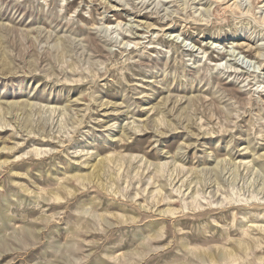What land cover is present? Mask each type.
Masks as SVG:
<instances>
[{
    "label": "rangeland",
    "instance_id": "374dc122",
    "mask_svg": "<svg viewBox=\"0 0 264 264\" xmlns=\"http://www.w3.org/2000/svg\"><path fill=\"white\" fill-rule=\"evenodd\" d=\"M0 264H264V0H0Z\"/></svg>",
    "mask_w": 264,
    "mask_h": 264
},
{
    "label": "bare ground",
    "instance_id": "6f19581e",
    "mask_svg": "<svg viewBox=\"0 0 264 264\" xmlns=\"http://www.w3.org/2000/svg\"><path fill=\"white\" fill-rule=\"evenodd\" d=\"M239 44H233V46H238Z\"/></svg>",
    "mask_w": 264,
    "mask_h": 264
}]
</instances>
